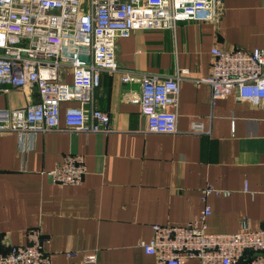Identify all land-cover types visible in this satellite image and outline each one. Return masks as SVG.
Listing matches in <instances>:
<instances>
[{
	"label": "crops",
	"instance_id": "obj_1",
	"mask_svg": "<svg viewBox=\"0 0 264 264\" xmlns=\"http://www.w3.org/2000/svg\"><path fill=\"white\" fill-rule=\"evenodd\" d=\"M222 3L217 23L179 22L117 39L118 73L101 72L93 91L92 106L109 116V133H77L62 124L33 137L0 133L1 252L26 245L27 232L39 229L51 264H85L89 253L96 264H156L139 244L152 238L153 225L183 226L198 216L208 186L230 194L207 198V233L236 234L243 222L264 227V100L253 105L232 93L211 104L209 86L196 83L211 74L213 48L264 49V0ZM181 70L188 74L179 84L177 132L148 133L139 106L123 96L139 86L121 83V75L165 79ZM38 100L35 88L2 86L0 111ZM69 106L77 103L61 104V115ZM193 122L203 134L192 133ZM69 154L84 159L82 183H51L47 173Z\"/></svg>",
	"mask_w": 264,
	"mask_h": 264
},
{
	"label": "built area",
	"instance_id": "obj_2",
	"mask_svg": "<svg viewBox=\"0 0 264 264\" xmlns=\"http://www.w3.org/2000/svg\"><path fill=\"white\" fill-rule=\"evenodd\" d=\"M222 5V0H0V90L2 86L35 88L39 96L27 108L0 111V133L33 137L58 131L61 124L77 133H109V116L92 106L93 91L101 72L118 73L117 39L138 30L173 29L179 22L217 23ZM211 55L210 76L196 81L209 86L211 104L232 93L253 105L264 100V49L223 51L215 47ZM186 74L181 70L165 79L121 75V83L139 86L138 91L123 96L139 106L148 133L177 132L179 84ZM67 75L70 84L65 81ZM72 102L77 106L65 108L61 115V104ZM191 131L203 134V125L193 122ZM86 173L83 157L69 154L47 175L53 184L77 186ZM201 194L204 208L200 214L183 226L153 225L152 238L139 244L144 253L154 256L156 264L188 260L264 264V227L253 230L243 222L236 234L207 233L205 221L211 215L207 198L230 193L208 186ZM27 237L26 245L0 251V264H51L39 229H30ZM83 262L96 264V254H85Z\"/></svg>",
	"mask_w": 264,
	"mask_h": 264
}]
</instances>
